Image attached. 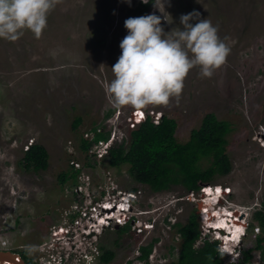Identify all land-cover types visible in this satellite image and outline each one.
<instances>
[{
    "label": "rangeland",
    "instance_id": "1",
    "mask_svg": "<svg viewBox=\"0 0 264 264\" xmlns=\"http://www.w3.org/2000/svg\"><path fill=\"white\" fill-rule=\"evenodd\" d=\"M193 10L211 20L230 47L225 62L211 77L202 76L199 66L190 69L179 97H170L167 105L115 106L107 85L127 31L124 20L154 12L168 32L180 26L181 14ZM263 99L264 0H168L163 13L152 0H132L131 6L123 0H59L39 38L29 30L15 41L0 38V243L33 260L45 256L50 264H83L82 256L91 250L96 252L87 264H101L100 248L114 253L108 264H171L180 248L177 225L195 213L202 237L217 241L219 232L209 226L227 210V220L242 226L243 219L250 226L240 244L223 241L227 250L254 249L252 216L264 194ZM138 111L174 119L179 143L208 113L230 124L231 171L204 187L208 192L221 187L219 206H214L215 193L187 194L181 186L154 192L134 182L127 166L109 168L93 146L87 155L81 152V138L90 141L94 127L109 133L114 143L129 145L128 118ZM36 143L46 149L48 167L32 172L20 161L26 147ZM71 166L79 170L77 184L61 185L58 176ZM129 194L133 202L121 213L114 204L123 206L121 198ZM101 201L113 204L107 212L112 220L101 210L85 218V207ZM122 225H128L126 233L118 232ZM62 227L67 236L60 233ZM223 242L218 241L219 252L228 264L231 255L220 251ZM149 244L151 254L141 260L139 248ZM48 247L50 253H41ZM250 264H262L259 253L253 252Z\"/></svg>",
    "mask_w": 264,
    "mask_h": 264
},
{
    "label": "clouds",
    "instance_id": "2",
    "mask_svg": "<svg viewBox=\"0 0 264 264\" xmlns=\"http://www.w3.org/2000/svg\"><path fill=\"white\" fill-rule=\"evenodd\" d=\"M58 2L59 0H0V38L15 41L24 30L31 31L36 38H39L42 30L47 27L50 12ZM123 2L131 6L132 0H123ZM149 2L150 0H141L144 4ZM152 3L159 12L163 13L168 0H152ZM161 19L160 15L152 12L146 15L130 16L124 20L123 26L127 31L119 42L120 54L111 66L114 78L107 85V93L115 106L130 105L143 108L150 104L167 105L170 97H179L184 78L190 69L199 66L202 76L211 77L213 71L225 62L230 47L218 36L217 26L209 19H201L198 11L181 14L180 26L168 32L164 31ZM147 117L157 124L161 115L142 111L132 113L129 118L134 121L135 126L131 130L144 122ZM97 132H100L99 128ZM99 142L106 144L104 154L106 156L114 143V138L107 142ZM97 144H94L92 149L97 150ZM207 189H202L205 190L204 195L210 197L215 193L214 206H219L218 204L223 200L221 187H217L215 192H208ZM132 195L121 198L123 206L115 203L114 207L121 213L128 212L131 205L129 201L134 199ZM88 207L92 208V204ZM93 207H98L101 213L107 214V219L112 220V216H108L109 213H107L114 210L111 202L102 203L101 201L99 206L97 203ZM113 219L118 222L116 217ZM67 226H70V223H67ZM143 226L148 227L145 223ZM247 231L248 229H240L235 238L236 241L231 242L232 245L236 246L243 242ZM216 239L220 242L224 241L219 237ZM48 249L46 253H50V248ZM0 250L6 251L1 248ZM93 253L91 250L88 254L93 257ZM223 254L228 256L233 253L224 252ZM85 260L82 258L83 262Z\"/></svg>",
    "mask_w": 264,
    "mask_h": 264
},
{
    "label": "trees",
    "instance_id": "3",
    "mask_svg": "<svg viewBox=\"0 0 264 264\" xmlns=\"http://www.w3.org/2000/svg\"><path fill=\"white\" fill-rule=\"evenodd\" d=\"M264 109V99H263ZM80 123L76 119L74 128ZM176 121L161 115L159 122L154 124L150 117L130 131L129 145L124 142L113 143L104 159L109 168L128 167L134 182L149 187L154 192H161L173 186H181L187 194H196L204 186L213 182L215 177L230 173L231 163L226 154L227 136L230 124L220 121L212 113L206 114L200 125L190 132L185 143L176 140ZM91 131L93 138L88 141L81 138L79 149L88 154L91 147L99 141L107 142L109 133ZM48 153L40 144H30L23 152L20 164L25 170L32 172L44 171L48 167ZM62 172L58 176L61 185L68 181L76 185L79 170ZM136 191V190H134ZM251 226H258L260 233L255 236L254 249L243 251V259L237 264H250L253 252H260V260L264 263V194L253 213ZM250 227V226H249ZM128 225H122L119 233H126ZM180 248L177 258L171 264H223L224 257L219 252L216 240L202 238L198 215L192 213L187 222L177 225ZM197 245V243H199ZM153 244L139 248L141 260L148 259ZM101 264H108L114 258L111 250L100 248ZM20 255L26 264H36L25 251H12Z\"/></svg>",
    "mask_w": 264,
    "mask_h": 264
},
{
    "label": "built area",
    "instance_id": "4",
    "mask_svg": "<svg viewBox=\"0 0 264 264\" xmlns=\"http://www.w3.org/2000/svg\"><path fill=\"white\" fill-rule=\"evenodd\" d=\"M128 121H129V125L131 126V128H133L134 126H135V123H134V121L131 119V118H129L128 119ZM157 123V122H156ZM113 137V136H112ZM92 138H93V136H92ZM91 138V139H92ZM90 139V140H91ZM98 145V147H99V149L100 148H102V151H101V149H100V151H99V149H97V150H95V155L97 156L98 155V157L100 158V159H102L103 158V156H104V154H105V152H106V144H103L102 142H99V144H97ZM94 152V151H93ZM85 210H86V212L87 213H84V217L86 218V217H90V216H92L91 214L92 213H95L98 209L96 208V207H92V208H89L88 206L87 207H85V209H84V211L83 212H85ZM89 210H91V213H90V211ZM105 218L107 219V215H105ZM233 218L235 219V218H238L237 216H233ZM98 222H100V220H98ZM240 224L242 225L241 226V230H246V229H248V224L246 223V222H243V219H242V222H240ZM69 227V226H68ZM253 230H254V237L255 236H257L259 233H260V229H259V227L258 226H255V227H253ZM60 233L62 234V235H64V236H67L68 234H69V232L66 230V229H64L63 227H62V229H60ZM203 236V235H202ZM202 238H204V237H202ZM223 244H224V242H223ZM221 246H222V243L220 244ZM235 245V244H234ZM233 247V246H232ZM0 248L1 249H5L6 251H8L9 249L6 247V242H1L0 243ZM48 248H50V247H48ZM222 248L223 249H221L220 251H223V253L224 252H229L228 250H227V246L224 244L223 246H222ZM229 248V247H228ZM234 248V247H233ZM49 250V249H48ZM48 250H46L45 248L43 249V248H41L40 249V251H41V253L43 252V251H48ZM235 252H234V254L233 255H231V257H230V263H228V264H237L238 262H240L242 259H243V250H241V248H239L238 247V249L237 250H234ZM93 252L95 253L96 251L95 250H93ZM255 253H259V259H260V252H258V251H255ZM54 255H51V258L53 257ZM46 257L45 256H42V257H39L38 259H34L33 261L35 262V263H37V264H50V260L49 259H45ZM83 258H85L86 260L83 262V264H87V263H89L88 262V260L90 261V259L92 258L91 257V255H89V254H87V253H85L84 255H83ZM81 260V259H80ZM263 264V263H262Z\"/></svg>",
    "mask_w": 264,
    "mask_h": 264
},
{
    "label": "bare ground",
    "instance_id": "5",
    "mask_svg": "<svg viewBox=\"0 0 264 264\" xmlns=\"http://www.w3.org/2000/svg\"><path fill=\"white\" fill-rule=\"evenodd\" d=\"M226 213H227V210H225L224 212H221V214L219 212L217 220L214 222L215 224L210 225V227H211L210 229L218 231L219 234H216V235L218 237H221L222 239H224V241L227 242V246H228L229 244H231V242H235L236 241L235 238L237 237V235L239 233V230L242 229V228L237 223H234L233 222L234 220L232 218L230 220H227L229 217H231V215L229 214V216H228ZM215 215H217V213ZM215 215L213 217H215ZM100 218H101V216H99V219ZM237 219H235V221Z\"/></svg>",
    "mask_w": 264,
    "mask_h": 264
},
{
    "label": "water",
    "instance_id": "6",
    "mask_svg": "<svg viewBox=\"0 0 264 264\" xmlns=\"http://www.w3.org/2000/svg\"><path fill=\"white\" fill-rule=\"evenodd\" d=\"M0 264H26L22 258L12 251L0 250Z\"/></svg>",
    "mask_w": 264,
    "mask_h": 264
},
{
    "label": "flooded vegetation",
    "instance_id": "7",
    "mask_svg": "<svg viewBox=\"0 0 264 264\" xmlns=\"http://www.w3.org/2000/svg\"><path fill=\"white\" fill-rule=\"evenodd\" d=\"M84 228H85V230H86V229L88 228V226H87V225H85V227H84ZM92 231H93V230H92ZM93 232H94V231H93ZM90 234H91V233H90ZM84 235L86 236V234H85V231H84V233H83V236H84ZM72 244H74V242H73V241H72Z\"/></svg>",
    "mask_w": 264,
    "mask_h": 264
}]
</instances>
